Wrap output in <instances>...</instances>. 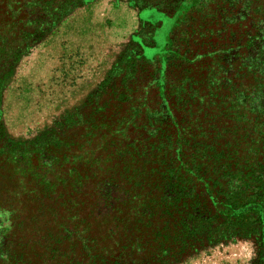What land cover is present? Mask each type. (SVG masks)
<instances>
[{
    "label": "trees",
    "instance_id": "16d2710c",
    "mask_svg": "<svg viewBox=\"0 0 264 264\" xmlns=\"http://www.w3.org/2000/svg\"><path fill=\"white\" fill-rule=\"evenodd\" d=\"M91 1L0 0V107L21 56L76 6ZM178 5L182 11L213 6L220 18L240 5L244 15L240 9L237 15L253 32L238 52L213 47L201 34L204 52L194 57L172 50L167 38L162 57L151 61L144 49L155 47L156 30L171 22L170 32L176 20L162 11L155 20L139 14L143 26L157 24V29L150 40L132 36L138 50L116 66L113 93L94 101L83 117H67L64 131L74 129L81 142L76 148L83 149L82 159H74L78 170L67 174L62 167L67 161H52L40 171L50 174V183L46 176H33L54 193L67 178L77 182V172L83 190L91 184L100 193L104 212L96 219L71 216L75 225L53 239V246L67 249H49L36 264H180L232 240L252 242L254 264H264V0H180ZM85 119L100 124L85 125ZM63 144L52 131L29 145L50 152L47 147L61 150ZM22 146L9 147L16 153ZM45 196L42 204H54ZM33 263L20 256L7 264Z\"/></svg>",
    "mask_w": 264,
    "mask_h": 264
},
{
    "label": "rangeland",
    "instance_id": "374dc122",
    "mask_svg": "<svg viewBox=\"0 0 264 264\" xmlns=\"http://www.w3.org/2000/svg\"><path fill=\"white\" fill-rule=\"evenodd\" d=\"M179 1L93 0L76 6L21 56L13 76L4 86L0 107V126L5 138L0 140V264L20 256L36 264L40 257L46 258L49 249L64 251L67 245L53 246V239L58 238L62 228L67 230L75 225L74 220L69 219L71 216L76 215L79 220L84 213L96 219L104 212L100 193L91 184L83 190L77 172V182L66 177L67 183L56 186L51 193L50 174L40 171H47L52 161L60 160L70 161V164H62L65 173L68 174L69 169L78 170L79 162L74 159H82L83 149L79 152L76 148L81 142L73 136L74 129L64 131L67 117L77 113L83 117L94 101L113 93L119 74L116 66L138 50L132 36L139 34L150 40L149 33L157 29V24L143 26L139 14L143 19L155 20L162 11L176 20L170 32L171 22H165L156 30L155 47L144 49L145 57L151 61L162 57L167 38L172 40V50L194 57L204 52L201 34L208 37V44L213 47L232 46L238 52L253 32L239 19L244 15L240 5L230 7L227 13L221 12L223 18H220L216 10L213 13V6L199 5L182 11ZM150 7L155 10L142 11ZM106 108L108 113L113 111L111 106ZM83 121L94 127L100 124L99 121L93 124L87 119ZM52 131L64 141L61 150L47 147L48 152L29 145ZM18 143L23 146L15 153L9 146ZM22 150L24 156L20 155ZM58 172L65 175L63 171ZM36 174L46 176L48 183L34 180ZM48 189L50 193H46ZM46 194L53 198L54 204L40 202ZM51 208L56 210L55 215L49 213ZM53 235L56 237L50 239ZM180 264H254V246L250 241L232 240L206 248Z\"/></svg>",
    "mask_w": 264,
    "mask_h": 264
}]
</instances>
